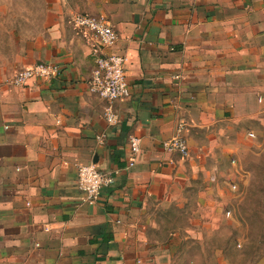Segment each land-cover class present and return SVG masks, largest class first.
<instances>
[{
    "label": "crops",
    "instance_id": "obj_1",
    "mask_svg": "<svg viewBox=\"0 0 264 264\" xmlns=\"http://www.w3.org/2000/svg\"><path fill=\"white\" fill-rule=\"evenodd\" d=\"M79 13L106 17L126 58L131 94L114 104V126L87 88L95 41L74 25ZM7 16L0 7V264H172L142 215L182 205L189 176L248 153L237 141L264 127V0H48L27 36ZM39 62L61 75L10 84ZM180 122L185 158L161 146ZM130 136L142 141L128 168ZM89 163L117 171L93 205L77 187Z\"/></svg>",
    "mask_w": 264,
    "mask_h": 264
},
{
    "label": "rangeland",
    "instance_id": "obj_2",
    "mask_svg": "<svg viewBox=\"0 0 264 264\" xmlns=\"http://www.w3.org/2000/svg\"><path fill=\"white\" fill-rule=\"evenodd\" d=\"M4 2L8 22L24 36L46 18L48 0ZM249 130L236 144L248 153L210 161L209 173L184 181L182 205L154 204L142 215L150 242L171 245L172 264H264V127Z\"/></svg>",
    "mask_w": 264,
    "mask_h": 264
},
{
    "label": "built area",
    "instance_id": "obj_3",
    "mask_svg": "<svg viewBox=\"0 0 264 264\" xmlns=\"http://www.w3.org/2000/svg\"><path fill=\"white\" fill-rule=\"evenodd\" d=\"M74 25L88 32L95 41L94 68L87 80L89 92L104 102L103 117L109 126L119 123L120 117L114 104L130 97V87L125 72L126 58L112 52L117 44L118 34L110 21L102 15L75 14ZM61 75V68L54 62H39L19 70L10 81L16 88H23L33 80L51 82ZM185 122H180L171 136L161 142L162 149L171 154L185 158L189 154V147L185 137ZM105 135L96 136L99 143ZM141 137L130 136L128 148L131 159L127 160L129 168L135 164L136 157L141 150ZM117 171H103L95 163L77 166V187L83 193V200L89 205L95 204L104 187L112 185Z\"/></svg>",
    "mask_w": 264,
    "mask_h": 264
},
{
    "label": "water",
    "instance_id": "obj_4",
    "mask_svg": "<svg viewBox=\"0 0 264 264\" xmlns=\"http://www.w3.org/2000/svg\"><path fill=\"white\" fill-rule=\"evenodd\" d=\"M95 160H96V159H95ZM95 160H94V161H95Z\"/></svg>",
    "mask_w": 264,
    "mask_h": 264
}]
</instances>
